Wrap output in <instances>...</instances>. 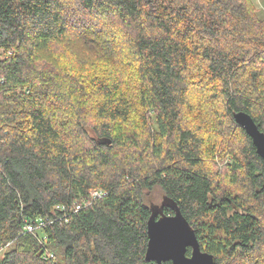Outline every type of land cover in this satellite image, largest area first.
Here are the masks:
<instances>
[{
  "label": "trees",
  "instance_id": "trees-1",
  "mask_svg": "<svg viewBox=\"0 0 264 264\" xmlns=\"http://www.w3.org/2000/svg\"><path fill=\"white\" fill-rule=\"evenodd\" d=\"M260 2L0 0V264H156L155 188L216 264H264V160L233 120L264 132Z\"/></svg>",
  "mask_w": 264,
  "mask_h": 264
},
{
  "label": "water",
  "instance_id": "water-1",
  "mask_svg": "<svg viewBox=\"0 0 264 264\" xmlns=\"http://www.w3.org/2000/svg\"><path fill=\"white\" fill-rule=\"evenodd\" d=\"M234 121L251 138L257 154L264 160V132L245 111L233 113ZM173 213L167 214L164 208ZM151 213L147 220V247L145 259L162 264H216L212 254L201 250L193 228L181 213L176 202L163 196L160 204H151ZM191 254L187 255V249Z\"/></svg>",
  "mask_w": 264,
  "mask_h": 264
},
{
  "label": "rangeland",
  "instance_id": "rangeland-1",
  "mask_svg": "<svg viewBox=\"0 0 264 264\" xmlns=\"http://www.w3.org/2000/svg\"><path fill=\"white\" fill-rule=\"evenodd\" d=\"M260 0H256V3H258ZM262 2H260L259 4H261ZM260 11H259V13L262 15V14H264V7L262 6V4L260 5ZM217 106H218V104H217ZM214 108V107H213ZM216 110H220V108H217L216 107ZM214 112H216V111H214V110H210L209 109V111H207V115L208 116H210V115H212L213 116V113ZM194 114V113H193ZM201 115H203V113H200L199 114V116H201ZM197 116V114H196V111H195V114H194V120L192 121V122H196V121H198V120H196L197 118L198 119H200L199 117H196ZM203 117H204V115H203ZM208 119H210V118H208ZM233 120H234V118H233ZM212 164H213V166H214V168H215V173L217 174V175H215V176H218V177H220L221 178V180H223V178H224V176H225V174H226V171H225V169H224V166L222 167L221 165H223L224 164V162L221 164L220 163V161L219 160H216V161H213V162H211ZM162 196H163V194H162V192H161V190L159 189V188H155L151 193H150V196H149V198H148V204H160V202H161V200H162Z\"/></svg>",
  "mask_w": 264,
  "mask_h": 264
},
{
  "label": "built area",
  "instance_id": "built-area-1",
  "mask_svg": "<svg viewBox=\"0 0 264 264\" xmlns=\"http://www.w3.org/2000/svg\"><path fill=\"white\" fill-rule=\"evenodd\" d=\"M93 196L94 197H98V196H100V192H98V191H94L93 192ZM76 209H79V206H76ZM46 220V222H47V219H45ZM44 224V222L43 221H41V222H39V226H42ZM28 231H32L33 229H34V227L32 226V225H26V227H25Z\"/></svg>",
  "mask_w": 264,
  "mask_h": 264
},
{
  "label": "flooded vegetation",
  "instance_id": "flooded-vegetation-1",
  "mask_svg": "<svg viewBox=\"0 0 264 264\" xmlns=\"http://www.w3.org/2000/svg\"><path fill=\"white\" fill-rule=\"evenodd\" d=\"M188 249L190 250L189 254H187L189 256L191 254V249L190 248H188Z\"/></svg>",
  "mask_w": 264,
  "mask_h": 264
},
{
  "label": "bare ground",
  "instance_id": "bare-ground-1",
  "mask_svg": "<svg viewBox=\"0 0 264 264\" xmlns=\"http://www.w3.org/2000/svg\"><path fill=\"white\" fill-rule=\"evenodd\" d=\"M31 225V224H30ZM35 229V228H34Z\"/></svg>",
  "mask_w": 264,
  "mask_h": 264
}]
</instances>
